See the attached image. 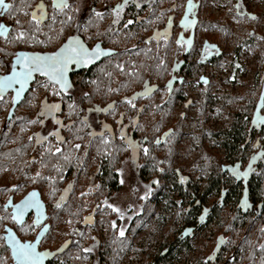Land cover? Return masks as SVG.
Segmentation results:
<instances>
[{
  "label": "flooded vegetation",
  "instance_id": "flooded-vegetation-1",
  "mask_svg": "<svg viewBox=\"0 0 264 264\" xmlns=\"http://www.w3.org/2000/svg\"><path fill=\"white\" fill-rule=\"evenodd\" d=\"M58 2L4 0L9 7L0 5V79L11 74L14 68H20L16 59L19 54H49L58 51L70 40L74 43L79 41L89 51L99 46L105 54L94 58L89 64L72 62L68 74L70 87L66 91L61 92L59 84L36 72L27 91L13 109L14 91L20 89V85L14 83L4 93L0 92V264H19L10 236H7L10 233H14L15 236L11 237L21 244L37 240V252H45L47 256L45 264H73L78 260L74 255L79 256L81 251L96 256L95 264H124L127 254L135 252V243L136 248L153 254L149 264H161L172 254L171 241L151 238L135 242V238L130 236V249L128 245L124 246L128 241L129 228L141 214L144 205H140L137 211L123 196L130 192L129 197L137 196L135 199L142 202L144 199L141 197H146L152 187L151 180L148 182L139 177L141 157L138 153L146 148L145 141L138 134L144 118L143 107L148 104L145 98H154V111L168 113L169 110L179 109L176 116L184 120L182 107L191 103V97L185 98L186 85L198 83L205 87L210 84L211 77L204 72V68L209 62L215 64L224 55V48L206 36V30L210 28V23L204 17L207 0H128L118 18L113 9L123 0H64L67 7L56 6ZM39 4L44 5L45 15L37 25L32 13ZM234 8L236 15L254 16L237 2ZM129 20L133 22L129 24ZM21 31L24 36L18 38ZM142 60L149 68L140 86L132 92L136 95L118 97L126 96L131 100V104L128 103L131 111L112 110L110 95L113 84L126 77L128 65L136 64L135 70L140 71ZM233 63L234 60L232 67H236ZM145 71L140 73L145 74ZM262 72L263 81L264 70ZM37 85H44L46 91L36 93L34 89ZM50 88L51 91H48ZM57 92L60 94L57 95ZM260 95L264 96V91H260ZM102 98L106 101L97 105L95 101ZM64 101H70L71 110L65 111ZM43 104H56L59 107L47 114L42 108ZM258 105V102H253L245 111L243 126L246 138L241 144L244 151L232 162L235 165V169H232L234 184L238 187L241 183L242 187L233 191L235 195L232 199L241 215H250L253 220L260 221V227L264 230V197L255 199L251 187L259 163H264V151H257L264 148V107L257 112ZM157 118L146 125L154 132V148L170 138L177 128L176 119H173L171 124L163 125L159 132ZM183 124L177 138L185 127ZM117 142H120V151L115 145ZM236 146H240V139ZM125 169L133 175V183L127 178L122 179ZM182 170V167L174 166L162 177L155 203L159 195L168 196L165 189L171 182L173 192L178 187L180 201L182 197H188L186 214L190 215L195 208H200L196 221L208 216L204 220L207 223L214 218L216 209L230 200L231 188L223 189L220 186L221 204L207 206L204 204L205 198L194 196L196 190L192 191L190 175L183 174ZM138 187L144 193L140 197ZM33 190L37 192L38 198L34 196L33 199L39 204L42 215L37 220V209L33 206L24 212L19 221L14 219L15 206L22 204ZM81 197L92 200L90 209L82 215V219L78 214L80 207H83ZM57 203L60 204L59 208L56 207ZM113 208L119 211L115 212ZM96 212L107 213L108 231L104 241L93 236L87 244H82L69 234L63 236L67 224L69 231L75 227L76 233L79 229L76 222L86 227L94 226L97 222ZM69 214H73L75 220L67 218ZM188 221L180 230L178 240L181 242L192 237L196 229L192 220ZM113 222L115 227L112 226ZM56 226L60 228L57 236L52 233ZM188 228L192 230H186ZM121 230L123 236L119 234ZM225 238L222 233L216 235L212 250L217 253L204 256L202 264H216L221 260L223 248L228 242V238ZM101 244H104L102 251ZM110 249L114 251L115 259L104 260L103 252ZM73 251V254L70 253ZM235 251L233 247L230 256L220 264L234 262Z\"/></svg>",
  "mask_w": 264,
  "mask_h": 264
},
{
  "label": "rangeland",
  "instance_id": "rangeland-1",
  "mask_svg": "<svg viewBox=\"0 0 264 264\" xmlns=\"http://www.w3.org/2000/svg\"><path fill=\"white\" fill-rule=\"evenodd\" d=\"M236 2L248 13H253L254 16L236 15L234 8ZM204 17L210 23L208 24L210 28L206 30L208 40L217 42L220 47L224 48V55L215 64L209 62L204 68V72L211 77L210 84L205 87L198 83L186 85L187 94L185 98L191 97V103L182 107L185 111L183 125H185L186 131L182 128L174 143L175 153L172 164V166L182 167L181 172L183 174L190 175L191 184L196 187V191L194 190L196 198H200L198 194L204 191L212 172L223 174L225 184L234 183V178L230 177L229 173L235 169V165L232 163L234 159L231 158L225 146V135L223 134L218 139L217 134H211V131H213L212 133H221L229 130L234 119L233 116L241 114L243 110L246 111L253 102L259 103L257 112L264 107V96H259L260 91H264V85H262L264 83V80L262 81V71L264 70V0H207ZM233 60L236 67H232ZM44 88V85H37L34 91L42 93L46 91ZM145 99L148 100V104L143 107L142 124L146 126L153 123L157 117L162 116V111L153 110L154 98ZM31 101L38 103L37 100ZM63 103L65 109L71 110L70 101ZM86 103L89 102L86 101ZM207 109L208 112H206ZM178 112L179 109L176 111L174 109L172 112L169 110L164 117L163 125H169L171 120L178 118L176 116ZM186 136L189 138L188 144L187 142L182 143L183 137ZM257 151L262 152L264 148H259ZM237 152L236 149L233 158L238 155ZM172 169L171 167V171ZM257 176L262 177L264 182V166L261 167ZM125 178L131 183L134 182L133 175L128 174L126 169L122 172V179ZM263 182V186L260 188L263 189L264 193ZM170 185L171 182L168 183L167 190L165 189L168 196L159 195L157 197V201L146 220L135 219L132 228L138 231L134 235H130L135 238V242L145 239L151 240V238L171 241L172 254L166 257L161 264H202L204 256L215 253L212 249L215 245L216 235L222 233V236L229 238V242L225 244L221 260L216 264H220L229 257L232 247H238L240 253L234 264H244L249 260L250 264L261 263L258 258L260 259L259 254H262L261 251L264 250V244H262L264 236L259 224L260 221L253 220L250 215H241L242 213L238 212L237 205L232 198L221 204L219 202L220 193L216 189L206 193L204 204L207 206L221 204L222 206L216 209L214 218L209 222L204 221L208 216L196 221L195 216L199 214L200 208H195L193 213L187 215L188 197H182L183 200L177 206L175 201L180 199L177 195L176 188L178 187H175L173 192ZM241 187V183L238 187L236 186L239 189ZM138 189L140 197L144 193L140 187ZM129 194L130 192H127L123 198H128V203H131L134 209L139 211L140 205H144L143 201L138 202L135 199L137 196L129 197ZM80 201L83 204L79 210L82 219L83 213L90 209L92 200L90 197H81ZM146 209H151L148 204ZM96 215V224L94 226L88 225L85 228L82 244H87L93 236L101 241H104L105 236L107 237V213L96 212ZM67 218L75 220L73 214H69ZM187 219L192 220L196 229L192 237L181 242L178 240V236L181 228L188 224ZM68 226V224L64 226L63 236L69 234ZM59 231L60 228L57 227L52 233L57 236ZM103 246L104 244H101V251ZM128 249H130V243ZM134 250L135 252L127 254L124 264H137V262L149 264L151 262L153 254H146L143 248H136V243ZM70 253L73 254L74 251ZM74 257L78 260L74 261L73 264H95L96 262V256L89 253L84 254L82 251L79 256L74 255ZM71 259L73 258L71 257Z\"/></svg>",
  "mask_w": 264,
  "mask_h": 264
},
{
  "label": "trees",
  "instance_id": "trees-1",
  "mask_svg": "<svg viewBox=\"0 0 264 264\" xmlns=\"http://www.w3.org/2000/svg\"><path fill=\"white\" fill-rule=\"evenodd\" d=\"M207 22H208V20H207ZM142 61L139 62V66H140ZM151 65H153V64L151 63ZM135 68H137L136 64L135 65H128L126 77L121 82H119L118 84L117 83L113 84V90H112V93L110 95V97H112L111 104H110V107L112 106V108H113V109L111 108L112 110L119 111L120 109H123V111H126V113L131 111V106H129L128 102H126L127 97L125 96L126 98L122 97L120 99H118V97L120 95H128V96L132 95V94H134V96L136 95L135 93H132V92L137 87L140 86L141 82L144 79V76L147 75V70L149 67H148L146 62H144V61L142 62L140 71L143 72L144 70H146L145 74L140 73V71H136ZM113 100L116 102L113 103ZM105 101H106V99L102 98L101 100L95 101V103L98 105V104H103ZM90 102H92V101H90ZM65 111H67V109H65ZM161 113H162V116H159L158 117L159 119L157 118L158 119L157 121L159 124V129H158L159 132L163 129V123L165 121L164 117H165V115H167L166 111H162ZM176 120L174 122L177 124V128L174 130V132L172 133L170 138L166 139L162 143H159L156 148H154L152 145V142H153L152 135L154 132L150 129H147V127L143 124L139 127V129H140V131L138 132L139 137L142 141H145L144 143L146 144L145 145L146 148L142 149L141 152L138 153V155H140V157H141V161H140V165H139V175H140L139 177L141 180H144V181L149 182L151 180L150 182L152 184L151 191L143 200L144 207L142 208V212H141V214H139L137 216V218H140L142 220H146L148 218V215L150 214V212L153 209V206L155 205L156 196L159 192L158 187L160 186V180H162V177L164 175H166L171 170V167L174 168V166H172L173 154L175 153L174 143L176 142V138H177V135L180 131V127L184 122L183 118H176ZM245 120H246V112L243 110L241 114H238L236 116V120L232 123L231 128L229 130H225L224 132H221V133H216L218 139H220V137H222L223 134L225 135L224 143H225V146H226L229 154L231 155L232 159H234L233 157H234L236 149L238 150V152H237L238 154L240 153V150H241V152L244 151L243 148L241 147V144L243 145V143L245 142V138H246V131H245V127L243 126L245 123ZM261 134H263V131H261ZM238 139H240V146L239 147L236 146ZM119 144H120V142L115 143V145H117L118 151H120ZM113 146H114V144H113ZM145 149L148 150L147 154L144 151ZM245 149H247V147H245ZM114 151H115V149H114ZM161 151H164V152L161 154ZM263 166H264L263 162L259 163V166H258L256 172L260 173L261 167H263ZM229 173H230V177H233L232 171ZM224 180H225V178H224L223 174H221V173L218 174L217 172H212L209 179H208V182H207V185H206L204 191L202 193H199L198 195L200 196V198H204L205 193L210 192L213 189L218 190L219 187L222 186L223 189L231 188L232 192H230V194H229V199L232 198V196L235 195V192L233 193V191H235L236 186L233 182L225 184ZM153 181H157L158 183H153ZM262 182H263V178L258 177V176L257 177L255 176L254 179L251 181V187L253 189L252 194H253L255 199H259L261 197H264V193L262 191L263 189L260 188L261 186H263ZM191 188H192V191H194V189H196L195 185H192ZM194 196H195V194H194ZM147 204L151 208L150 210L146 209ZM176 204L179 205L180 200L176 201ZM78 214L81 215V212H79ZM219 221H221V220L219 219ZM75 225H76V227L79 228L78 232L76 233V229H75V227H73L72 231L69 233V235L76 238V240L78 238L79 242H81L83 239L82 236L83 237L85 236L86 226L81 225L79 222H76ZM135 231H136V229H133L130 226L129 234L127 237L128 241H125L124 246L129 244V240H130L129 236L132 233H134ZM261 231H262L263 236H264V230L262 228H261ZM226 238H228V237H226ZM76 240L73 241L74 244L76 243ZM226 242H227V240L224 243H226ZM228 242H229V238H228ZM262 244H264V241ZM235 249H236L235 261L234 262L229 261V263H231V264H234L237 261V256L240 255V253L238 252L239 248L236 247ZM260 249L258 250L259 252H260ZM261 252H262V254H259L260 259L258 258V260L261 262L259 264H264V258H263L264 257V250H262ZM103 259L109 260V261L114 260L115 259L114 251H112L110 249L109 252H106V253L103 252ZM244 264H250V260H249V262H245Z\"/></svg>",
  "mask_w": 264,
  "mask_h": 264
},
{
  "label": "snow or ice",
  "instance_id": "snow-or-ice-1",
  "mask_svg": "<svg viewBox=\"0 0 264 264\" xmlns=\"http://www.w3.org/2000/svg\"><path fill=\"white\" fill-rule=\"evenodd\" d=\"M56 0H54V3ZM128 0H123V3L120 5H117L113 11L116 13L117 18L119 17L120 11L123 10L124 6L127 5ZM0 5H3V7L8 8L9 5L4 4V0H0ZM63 5V7H67L68 5L64 2V0H59L56 6ZM139 7V4L136 5ZM44 5L39 4L37 5L36 11L32 13V19L37 22V25L39 24L40 19H42L45 15L43 11ZM191 9V4H189V10ZM38 13V14H37ZM97 15H100L97 13ZM116 22V21H114ZM133 21L129 20L128 23L131 24ZM2 28V26H0ZM159 35V33H157ZM24 36V32L21 31L20 37L22 38ZM208 51V47H205V52ZM105 52L103 49H101L99 46L96 48H93L91 51L85 49L83 46L79 45L78 43H74L71 40L69 43H67L65 46L60 48L58 51L52 52L50 55H29L27 53H22L17 58V63L20 65L21 70L19 72H14L12 76L10 77H4L0 79V87H3L4 85H11L13 83H18L20 85V89L17 90V95L20 94V90L23 89L25 86L27 80L31 77V74L33 72H40L44 75H46L49 80L54 81L55 83L60 85V91H66L70 85L68 84L66 78H65V72L67 70V66L69 63L75 62L77 64L84 63L89 64L92 62L94 58H98L101 55H104ZM207 82V81H205ZM57 95L60 93L57 92ZM126 102L131 104V100L126 98ZM134 107V105H132ZM58 105H47L43 104L42 108L47 114H51L55 110L58 109ZM71 107V105L69 106ZM44 114V113H42ZM59 135L57 134V139H59ZM75 147H79V145H76ZM133 150L135 151V146H133ZM57 152L60 151L59 148L56 149ZM147 154V149L144 150ZM246 174V173H245ZM39 175V174H37ZM239 175V173H238ZM183 180V178H181ZM153 183H158L157 181H153ZM150 191V189H149ZM35 196V193L30 194L28 198L24 200L22 204L16 205V215L14 216V219H17L19 221L20 217L23 216L24 212L30 208L35 206L37 209V220L40 218L42 213L40 212V206L38 203H36L33 199ZM145 197H141V199H144ZM56 207L59 208L60 204L57 203ZM109 207H112L109 205ZM115 212H118L119 210L116 208L112 209ZM36 221H33L35 223ZM113 227H115V222H113ZM121 236L124 235L123 230L119 233ZM10 241L12 242L13 246V252L16 256L19 264H40V260L43 256V253L37 252L35 249V246L31 243H25L21 244L17 241H15L14 238L11 236L9 237Z\"/></svg>",
  "mask_w": 264,
  "mask_h": 264
},
{
  "label": "water",
  "instance_id": "water-1",
  "mask_svg": "<svg viewBox=\"0 0 264 264\" xmlns=\"http://www.w3.org/2000/svg\"><path fill=\"white\" fill-rule=\"evenodd\" d=\"M194 22H195V19H193V24H194ZM192 36V35H191ZM188 40H190V39H188ZM78 42V44L79 45H81L82 46V44L81 43H79V41H77ZM67 43H69V41L68 42H66L63 46H65ZM191 42H189L188 44H190ZM211 46H213V47H215L216 46V44H210ZM62 46V47H63ZM61 47V48H62ZM27 54H29V53H27ZM51 53H49V54H37V53H33V54H29V55H50ZM20 55V54H19ZM18 55V56H19ZM18 56H17V58H18ZM16 58V59H17ZM70 65H71V63H69L68 64V66H67V70H66V72H65V78H66V80H67V82H69V79H68V74H69V71H70V69H69V67H70ZM21 70V68H18V70L17 69H13L12 70V72H11V74H9V75H6V76H3L2 78H4V77H10V76H12L13 75V73L14 72H19ZM34 73H36V72H33L32 74H31V77L27 80V82H26V84H25V86L23 87V89L22 90H20V94L19 95H17V91H16V89H15V98H14V101H13V106H12V108L11 109H13V107H14V105H16V103H18L19 101H20V99L23 97V95H24V93L27 91V89H28V87H29V83L32 81V79H33V75H34ZM42 74V73H41ZM44 75V74H43ZM1 78V79H2ZM13 85H14V83L13 84H11V85H4L3 87H0V92L1 93H4L7 89H9V88H11V87H13ZM32 193H35V197H37L38 198V196H37V192L35 191V190H33L32 192H31V194ZM41 207H42V205H41ZM186 230H188V231H191L192 230V228H188V229H186ZM185 230V231H186ZM183 235H185V233H183ZM7 236H12V237H14L15 235H14V233L12 234V233H10V234H8ZM27 243V242H26ZM31 244H33L34 246H35V249H36V245H37V240H35V241H33ZM218 247V246H217ZM37 251V250H36ZM40 253H43V256H42V258H41V260H40V264H45V262H46V260H47V256L45 255V252H40Z\"/></svg>",
  "mask_w": 264,
  "mask_h": 264
},
{
  "label": "bare ground",
  "instance_id": "bare-ground-1",
  "mask_svg": "<svg viewBox=\"0 0 264 264\" xmlns=\"http://www.w3.org/2000/svg\"><path fill=\"white\" fill-rule=\"evenodd\" d=\"M206 112H208V109H207ZM206 112H204V113H206ZM234 116H235V115H234ZM234 116H233V118H234ZM183 129H185V127H184ZM184 131H186V129H185ZM212 132H213V131H211V134H216V133H212ZM185 133H188V132H185ZM188 139H189V138H187V136H186V137H183L182 143L187 142V144H188V143H189ZM200 142H201V140H200Z\"/></svg>",
  "mask_w": 264,
  "mask_h": 264
}]
</instances>
